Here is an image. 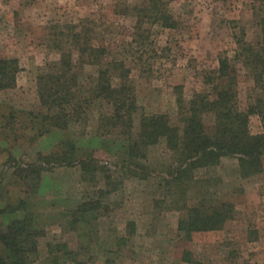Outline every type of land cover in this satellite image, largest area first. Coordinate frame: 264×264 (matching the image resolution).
Returning a JSON list of instances; mask_svg holds the SVG:
<instances>
[{
    "label": "rangeland",
    "instance_id": "rangeland-1",
    "mask_svg": "<svg viewBox=\"0 0 264 264\" xmlns=\"http://www.w3.org/2000/svg\"><path fill=\"white\" fill-rule=\"evenodd\" d=\"M160 1L176 27L147 22L146 37L131 50L135 7L150 0H0V54L20 67L15 88L0 91V209H19H6L0 224L31 220L40 235L29 264H264V157L262 172L249 177L236 158H223L177 180L176 156L164 142L128 159L121 145L129 136L107 135L100 127L104 104H94L66 128L43 118L37 77L59 60V44L77 60L69 34L83 29L108 49L105 60L122 54L130 62L127 81L138 106L133 135L142 115H165L182 128L178 92L185 103L196 93L214 99L223 54L236 75L241 108L258 98L254 71L238 59L236 41L243 32L246 41L258 40L264 0ZM95 73L83 65L85 84ZM203 124L211 135L213 116H203ZM249 128L262 132L257 116ZM69 143L77 157L94 160L88 170L41 159L69 152ZM203 203H229L232 218L221 230L187 236L179 222L186 208Z\"/></svg>",
    "mask_w": 264,
    "mask_h": 264
},
{
    "label": "trees",
    "instance_id": "trees-1",
    "mask_svg": "<svg viewBox=\"0 0 264 264\" xmlns=\"http://www.w3.org/2000/svg\"><path fill=\"white\" fill-rule=\"evenodd\" d=\"M135 13L132 39L128 42L131 50L140 46L146 37L144 34L148 30L144 25L147 22L158 23L165 29L176 27V21L160 0H150L146 7H135ZM258 28L260 35L256 42L246 41L244 32L236 41L237 57H241L238 58L241 63L254 71L255 84L260 91L258 98L247 108L239 105L236 75L223 54L218 58L213 82L214 99L196 93L185 103L182 92H178L182 128L172 126L165 115H142L138 132L133 135L138 106L134 89L127 81L131 73L130 62L122 54L105 60L108 49L94 44L93 37L83 29L69 34L70 45L78 54L77 60L71 50H65L59 44V60L48 63L37 77V95L46 113L43 118L49 126L66 128L85 117L94 104H104L108 110L99 115L100 127L107 135L119 132L129 136L128 142L121 145L129 160L139 157L150 146L164 142L176 156L178 167L174 174L177 180L182 179L185 171L215 167L223 158H236L243 177L256 175L263 170L264 157V18L258 22ZM84 64L96 69L87 83L89 89H86L85 79L81 77ZM19 70L17 59L0 54V91L15 88ZM208 114L213 116L211 135L206 133L203 124V116ZM251 116L260 119L261 133L250 132ZM66 148L69 152L63 149L56 156L49 154L41 156V159L48 164L72 165L76 162L86 170L94 164L93 159L77 157L78 151L71 143ZM6 209L14 213L19 207L7 205L5 209H0V214L6 213ZM232 212L233 206L229 203L192 206L186 208L185 219L179 222V229L187 236L218 231L232 218ZM31 224L27 216L0 224V264H29V254L35 252V239L40 235Z\"/></svg>",
    "mask_w": 264,
    "mask_h": 264
}]
</instances>
